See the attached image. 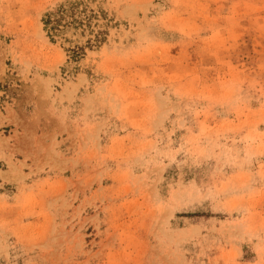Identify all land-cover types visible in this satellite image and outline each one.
Returning <instances> with one entry per match:
<instances>
[{"label": "rangeland", "instance_id": "374dc122", "mask_svg": "<svg viewBox=\"0 0 264 264\" xmlns=\"http://www.w3.org/2000/svg\"><path fill=\"white\" fill-rule=\"evenodd\" d=\"M0 264H264V0H0Z\"/></svg>", "mask_w": 264, "mask_h": 264}, {"label": "trees", "instance_id": "16d2710c", "mask_svg": "<svg viewBox=\"0 0 264 264\" xmlns=\"http://www.w3.org/2000/svg\"><path fill=\"white\" fill-rule=\"evenodd\" d=\"M63 9L64 8L61 7L57 12H54V13L52 12V13L47 14V17L44 19V23H45L46 28H48L49 24L51 25L50 28H54V25L59 24V22L62 18L63 12H64Z\"/></svg>", "mask_w": 264, "mask_h": 264}]
</instances>
